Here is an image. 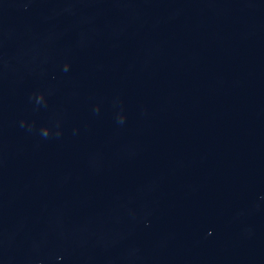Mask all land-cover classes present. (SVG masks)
Returning <instances> with one entry per match:
<instances>
[{
  "label": "water",
  "instance_id": "water-1",
  "mask_svg": "<svg viewBox=\"0 0 264 264\" xmlns=\"http://www.w3.org/2000/svg\"><path fill=\"white\" fill-rule=\"evenodd\" d=\"M0 264H264V0H0Z\"/></svg>",
  "mask_w": 264,
  "mask_h": 264
}]
</instances>
